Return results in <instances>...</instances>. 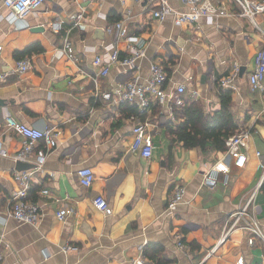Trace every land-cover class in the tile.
Masks as SVG:
<instances>
[{"label": "crops", "instance_id": "1", "mask_svg": "<svg viewBox=\"0 0 264 264\" xmlns=\"http://www.w3.org/2000/svg\"><path fill=\"white\" fill-rule=\"evenodd\" d=\"M210 1L231 14L179 25L173 15L156 20L152 11L157 7L151 0H49L25 19L11 21L0 0V71L24 58L32 64L29 71L0 85L1 264H134L147 260V244L160 245L170 264H236L240 258L247 264H264V238L242 229L225 238L227 218L257 188V215L264 234V91L252 92L248 80L255 56L264 48V35L241 16L234 0ZM169 3L177 11L189 10L180 0ZM79 14L83 18L76 25ZM56 20L63 23L60 33L50 28ZM118 21L146 44L134 77L146 83L150 65L157 62L167 72L168 92L186 87L172 101L174 111L187 101H200L206 114L219 111V81L240 69L231 90L238 129L250 132L242 149L247 155L244 168L235 165V156L226 157V151L204 154L199 148H185L169 132L181 120L162 106L140 117L155 126L152 157L131 151L132 116L122 104L96 96V81L101 90L111 91L131 77L121 64L113 65L106 76L94 65L115 43L108 28ZM257 21L264 29V15ZM66 38L78 62L59 55ZM36 43L43 51L21 54ZM118 49L121 58L126 56L122 42ZM7 117L40 130L56 126L61 132L57 147L32 178L29 199L42 212L37 227L6 214L18 186L15 174L34 171L37 164L35 154L27 161L15 159L24 139L5 126ZM217 164H226L228 175L219 173L217 184L210 187L205 176ZM83 167L94 171L90 188L79 181ZM179 184L187 193L169 215L168 198ZM98 195L107 199L110 214L95 206ZM60 210L67 211L64 220L57 216ZM178 237L189 249L179 247ZM68 245L73 248L64 252Z\"/></svg>", "mask_w": 264, "mask_h": 264}, {"label": "built area", "instance_id": "2", "mask_svg": "<svg viewBox=\"0 0 264 264\" xmlns=\"http://www.w3.org/2000/svg\"><path fill=\"white\" fill-rule=\"evenodd\" d=\"M2 4L9 10L8 18L11 21L25 19L46 4L49 0H1ZM141 2L144 0H135ZM156 3V7L153 11V17L158 21L165 20L168 16L173 15L175 22L179 25L196 23L202 18L213 19L215 17L227 16L231 13L222 6L213 4L210 0H180L184 5L189 7L186 12H180L175 10L169 3V0H151ZM241 11V16L248 18L254 27L261 30L264 35V29L259 25L257 17L264 15V0L260 2L252 0H234ZM82 14L77 15V23H80ZM50 28L54 33H60L63 30V23L60 21H53L50 23ZM108 32L115 36V43L109 45L106 48L107 53L102 56H98L94 65L100 68L99 75L106 76L111 70V67L115 64H121L128 69V73L131 77L119 83L111 91H103L99 88L96 81V96L102 100L111 101L115 104H129L131 106H137L141 113H148L153 104H159L162 107H166L174 113L173 102L186 92L185 86H179L176 92L167 91L168 75L164 67L153 62L150 65V75L146 80V83L140 82L138 77H134V71L138 68L137 62L139 59L146 55V44L137 36L129 35L124 22L118 21L114 23ZM123 43L127 51L126 56L121 58V51L118 49V44ZM2 46H0V52ZM59 55L61 57L68 56L72 61L78 62L72 42L69 38H66L63 46L59 49ZM31 60L24 58L18 60L16 66L7 70L0 71V85L7 82L11 76L25 73L31 68ZM240 69L237 67L226 78L219 81L217 91L219 89H231L233 82L238 76ZM249 84L252 92L264 91V48L258 50L255 56V67L252 73L249 74ZM194 96L198 95L194 93ZM173 101V102H172ZM179 103V101H178ZM134 121L133 136L134 141L131 147V151L139 153L145 159H150L153 155L154 143H153V131L154 124L147 119H141L139 116H132ZM5 126L8 129H12L19 133L24 142L21 149L15 155L17 161H27L33 154L36 155V168L34 171L17 172L15 174V181L17 183V189L10 197V204L6 211L8 217H11L21 223L29 224L37 227L42 218V212L40 206L32 202L29 199V193L32 189V178L37 171L43 169V165L46 161L47 154L50 150L57 147L59 137L61 135L60 129L56 126H47L45 129L40 130L24 123L16 121L12 117L5 119ZM250 137L249 130H241L236 134L230 136L226 141V157H236L235 165L238 168H244L247 163V155L242 150L246 145ZM42 147H39V145ZM5 155V153H2ZM261 156L260 153H257ZM228 166L226 164H217L213 167V171L205 176V183L210 187H215L217 184L216 175L224 173L228 175ZM78 178L81 185L85 188H90L95 181V174L93 169L89 167H83L78 170ZM258 188L251 191L246 197V203L240 210L231 214L225 224V238L237 230H247L257 237L264 238L261 223L258 219V209L256 206V195ZM187 193L186 186L183 184L177 185L172 194L168 198L167 213L172 215L177 206L184 201ZM94 204L105 214H110L111 209L107 199L98 195L94 199ZM67 211L60 210L57 213L59 219L64 220ZM178 245L181 249H189V247L182 242L181 238L177 239ZM4 239L0 237V264L4 259ZM73 246H67L63 248L64 252H68ZM134 264H153L149 261L141 258ZM236 264H247L243 258H240Z\"/></svg>", "mask_w": 264, "mask_h": 264}, {"label": "trees", "instance_id": "3", "mask_svg": "<svg viewBox=\"0 0 264 264\" xmlns=\"http://www.w3.org/2000/svg\"><path fill=\"white\" fill-rule=\"evenodd\" d=\"M43 48L36 43L28 47L22 55H31L41 52ZM221 109L213 114H206L200 101H187L184 107L175 109L174 116L180 119V125L169 127V132L175 139L184 144L187 149L199 148L204 154L214 150L226 151L227 139L236 134L239 129L232 111L233 91L231 89H219L218 94ZM158 109L157 103L152 108ZM122 108L128 116L146 117L137 106L122 104ZM144 257L153 264H170L171 262L163 256V248L156 244H147L143 250Z\"/></svg>", "mask_w": 264, "mask_h": 264}, {"label": "water", "instance_id": "4", "mask_svg": "<svg viewBox=\"0 0 264 264\" xmlns=\"http://www.w3.org/2000/svg\"><path fill=\"white\" fill-rule=\"evenodd\" d=\"M244 73H245V70H244V69H242V71H241V73H240V76H243V75H244Z\"/></svg>", "mask_w": 264, "mask_h": 264}]
</instances>
